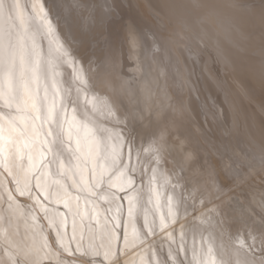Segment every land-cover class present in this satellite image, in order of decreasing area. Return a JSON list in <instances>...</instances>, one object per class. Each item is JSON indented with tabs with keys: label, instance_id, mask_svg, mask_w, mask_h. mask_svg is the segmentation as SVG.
<instances>
[{
	"label": "rangeland",
	"instance_id": "obj_1",
	"mask_svg": "<svg viewBox=\"0 0 264 264\" xmlns=\"http://www.w3.org/2000/svg\"><path fill=\"white\" fill-rule=\"evenodd\" d=\"M112 2L113 0H107V3L105 0H82L77 15H82L83 18L71 31L63 21L57 25L53 20L55 27L52 34L42 31L36 38L38 48L46 50L41 51L42 58L55 63L58 46L62 44L68 48L69 41L71 47L78 50L77 68L86 57L93 61L101 58L102 65L96 62L91 65L84 63V68H90L91 73L98 77V87L89 91V97L105 98L114 92L130 89L134 104L128 108H143L146 116L154 118L151 127L147 119L143 127L136 125L135 130L140 133L137 137L138 146L143 142L141 136L146 140L151 131L163 129L173 122L181 123L193 132L197 129L203 131L208 138L207 147H201L200 156L191 167L185 165L184 171L180 173L185 178L181 183L191 189L213 180L228 184L235 177V183L229 185L233 187L229 195L237 197L253 218H258L264 212V22L258 11L259 0H116L119 8L115 14L104 15L108 11L107 4ZM48 3L49 0H19L22 5L20 14L13 11L12 19L0 21V35L5 38L12 35L15 38L25 31H35L41 25V6L46 10ZM91 16H103L102 25L90 19ZM193 20L202 22L195 27L185 26L184 22ZM132 23L137 32L130 36L128 26ZM201 36L209 40L207 47ZM161 40L165 42L163 46L160 45ZM225 60L232 65V71L225 70ZM84 75L87 78V71ZM54 79L57 87L69 90L73 96L81 86L73 67L67 63L57 65ZM48 82L49 85L53 83L51 72ZM0 112L6 116L17 115L14 109L9 110L2 104ZM90 115L97 122L108 119L106 111ZM71 116L69 106V119ZM79 118L83 119L82 116ZM0 123L5 125L7 135L6 121ZM107 126L112 125L109 123ZM17 127L23 129L24 124L18 120ZM23 143L21 138L20 145H13L11 152L6 149L0 155V158L11 164L15 154L18 171L20 166L26 169L29 163V149L23 148ZM212 145H217L219 152ZM18 148L22 151H17ZM132 159L134 164L135 155ZM172 160V157L168 158L169 162L162 165V171L175 183V179L167 171L172 168ZM125 162H128L127 156ZM100 163L105 162L101 160ZM210 165L214 166V174L212 168L208 167ZM139 175L138 172V184ZM118 177L117 173L112 178L116 181ZM147 179L146 176L145 183ZM0 180L3 181V186L0 187V193L3 194L0 196V249L5 241L20 245H31L34 241L41 244L40 231L43 229V235L48 238L51 248L41 251V256L50 253L42 264H57L58 259L63 260L64 264H73L74 256H79L75 250L81 242V234L84 246L88 245L90 239L96 245L106 244L104 218L115 215V204L97 202L94 210V205L86 203L82 198L79 201V211L83 220L80 216L76 217L78 227L76 238L73 239L72 214L63 203H49L41 195L42 203L50 211H58L67 216L66 226L62 229L66 232L64 244L68 246L65 251L60 249L56 233L48 227V220L44 218L40 206L34 200L19 196L15 182L3 167H0ZM160 190L162 193L167 192L163 187ZM8 191L12 192L13 201H9ZM181 191L177 188L178 193ZM35 194L36 190L33 189V195ZM75 203L73 201L74 206ZM120 203L124 205L123 219L126 220L127 201ZM159 203L161 207L157 211V218L168 212L163 195ZM197 206L199 207V201ZM212 207L213 205H208L209 209ZM109 208L111 211H108ZM200 212H205L203 216L207 218L206 221L199 218ZM200 212L197 213L195 234L188 228L185 229L186 252L181 251L179 258L185 264L189 261L192 264H211L213 261L221 264L223 257V260L231 259L235 264L239 242L245 238L244 230L235 227L221 229L209 212L203 208ZM142 222L141 217L139 223ZM183 222L184 216L181 213L180 223L174 225L173 236L177 243ZM118 235L120 264H155L157 259H168L169 241L166 238L158 236L154 242L143 245L137 242L124 251L122 227ZM129 238H132L131 228ZM112 245L115 251L117 241L113 240ZM176 246L173 244V249ZM209 248L212 249L211 253ZM76 264H80V261L77 260Z\"/></svg>",
	"mask_w": 264,
	"mask_h": 264
},
{
	"label": "snow or ice",
	"instance_id": "obj_2",
	"mask_svg": "<svg viewBox=\"0 0 264 264\" xmlns=\"http://www.w3.org/2000/svg\"><path fill=\"white\" fill-rule=\"evenodd\" d=\"M81 3L82 0H49L46 10L41 6V25L35 31H25L15 38L12 35H8L7 38L0 35V104L9 110L14 109L17 113L6 116L0 112V121H6L7 124L5 135V125L0 123V155L6 149L11 152L13 145H20L21 138L24 140L23 148L29 149V163L26 169L20 166V170H17L15 154L11 164L0 158V167L12 177L16 184V192L21 197L34 200L35 204L40 206L44 218L48 220V227L56 233L60 249L65 251L68 250V246L64 244L66 232L62 229L66 226L67 216L58 211H50L48 206L42 203L41 195L43 200L49 203H63L72 214L73 239L76 238L78 227L76 217L80 216L83 220L79 211V201L82 198L86 203L93 204L94 210L97 202L116 205L115 215L104 218L106 244L96 245L90 239L88 245L84 246L81 234V242L75 250L79 256H74L73 264H76L77 260L80 264H120L118 233L121 227L124 251L137 242L140 245L154 242L159 236L169 241L168 259H157L155 264H185L184 260L179 258L181 251L186 252L185 229L188 228L195 234L197 212H200L201 208L212 215L221 229L235 227L244 230L245 238L239 242L235 264H264V212H261L258 218H253L237 197L229 195L233 191V187L229 185L235 183V177L228 184L213 180L211 183L193 186L191 189L181 183L185 178L180 173L184 171L185 165L191 167L200 156L201 147H207L208 138L203 131L197 129L193 132L181 123L173 122L163 129L151 131L146 140L141 136L143 142L138 146L137 137L140 133L136 132V125L143 127L147 119L151 127L154 118L146 116L143 108L138 110L128 108L134 104L131 90L114 92L105 98L89 97V91L98 87V77L91 73L90 68L86 70L84 63L91 65L96 62L102 65L101 58L93 61L86 57L77 68L78 50L71 47L70 41L68 48L62 44L58 46L55 63L42 58L36 42L37 36L42 31L52 34L55 27L53 20L57 25L63 21L71 31L83 18L82 15H77ZM107 8L108 11L104 15H114L119 5L113 0L112 4H107ZM20 10L19 0L12 2L0 0V20L12 19L11 13L16 11L20 14ZM258 11L261 21L264 22V0H259ZM90 19L99 25L103 23V16H91ZM201 22L193 20L184 23L187 27H195ZM136 32L135 24H129V35H135ZM201 39L207 47L209 40L204 36H201ZM164 43L161 40L162 46ZM59 63L70 64L76 73V79L81 86L76 89L74 96L69 90L56 86L54 77ZM225 70H233L227 60ZM86 71L87 78L84 75ZM50 72L53 75L51 85L48 82ZM69 106L72 112L71 119L68 117ZM97 111H106L108 119L97 122L90 115ZM80 116L83 119H80ZM18 120L24 124L23 129L17 127ZM109 123L111 127L107 126ZM212 148L219 152L217 145H212ZM17 151L22 149L18 148ZM133 155L136 160L134 164ZM169 157L173 158L172 168L167 171L171 173L175 183H172V179L165 176L162 171V165L169 162ZM101 160L105 163L101 164ZM209 167L214 174V166ZM117 173L118 180L114 181L112 177ZM146 176L147 183L144 182ZM2 186L3 181L0 180V187ZM162 187L167 189L166 193L161 192ZM177 188L182 191L178 193ZM33 189L36 190L35 196ZM2 195L0 193V196ZM7 195L9 201L14 200L11 191H8ZM162 195L165 197L168 212L167 215L160 214L157 218ZM123 200L127 201L126 220L123 219L124 205L120 203ZM73 201L76 202L75 206ZM209 204L213 205L211 209L208 208ZM108 211H111V208ZM181 213L184 222L181 223V235L177 243L173 236L174 225L180 223ZM204 214L205 212H200L201 216ZM141 217L143 222L139 223ZM129 228L132 230L131 239ZM40 235L41 244L34 241L31 245H20L6 241L0 249V264H42L50 253L41 256V251L50 249L51 245L48 244V238L43 235V229ZM113 240L117 241L115 251ZM173 244L177 245L175 249L172 247ZM208 251L211 253L212 249L209 248ZM57 264L64 262L58 259ZM188 264L192 262L189 261ZM211 264H215V261ZM221 264H233V261L231 259L225 261L222 257Z\"/></svg>",
	"mask_w": 264,
	"mask_h": 264
},
{
	"label": "bare ground",
	"instance_id": "obj_3",
	"mask_svg": "<svg viewBox=\"0 0 264 264\" xmlns=\"http://www.w3.org/2000/svg\"><path fill=\"white\" fill-rule=\"evenodd\" d=\"M25 2H27V1H25ZM24 4V3H23ZM169 4V3H168ZM26 5V4H25ZM201 5H202V3H201ZM22 6V5H21ZM163 7V6H162ZM17 14V13H16ZM15 14V15H16ZM17 19V18H16ZM0 21H2V20H0ZM3 32V31H2ZM1 34V33H0ZM167 39V38H166ZM161 45V44H160ZM162 46V45H161ZM162 48V47H161ZM48 50V49H47ZM41 51H46V50H42L41 49ZM49 51V50H48ZM50 52V51H49ZM161 53V52H160ZM161 55V54H160ZM115 56V55H114ZM170 57V56H169ZM169 60V59H168ZM171 61V60H170ZM89 68V67H88ZM144 68V67H143ZM178 69V68H177ZM169 70V69H168ZM166 73V72H165ZM165 75V74H164ZM175 75V74H174ZM151 77V76H150ZM159 78V77H158ZM162 81V80H161ZM167 81V80H166ZM106 82V81H105ZM105 82H103V83H105ZM147 82V81H146ZM168 82V81H167ZM115 84H117V83H115ZM125 84V83H124ZM169 84V83H168ZM123 85V84H122ZM169 86V85H168ZM111 89V88H110ZM152 89V88H151ZM161 89V88H160ZM147 90V89H146ZM98 91V90H97ZM99 92H100V90H99ZM114 92V91H113ZM104 96V95H103ZM178 104V103H177ZM139 106V105H138ZM177 108H178V106H177ZM166 109V108H165ZM179 109V108H178ZM188 110V109H187ZM176 112V111H175ZM178 112H179V110H178ZM171 113V112H170ZM176 115V114H175ZM183 117H184V115H183ZM170 118V117H169ZM172 118V117H171ZM193 118V117H192ZM103 119V118H102ZM180 120V119H179ZM185 121V120H184ZM186 122V121H185ZM210 155V154H209ZM133 160V159H132ZM198 163V162H197ZM213 163V162H212ZM172 167V166H171ZM209 167V166H208ZM170 168V167H169ZM208 169V168H207ZM206 171V170H205ZM183 176V175H182ZM204 178V177H203ZM202 179V178H201ZM215 179V178H214ZM212 180V179H211ZM218 180V179H217ZM165 191V190H164ZM251 206V205H250ZM264 209V208H263ZM198 213V212H197ZM257 215V214H256ZM199 218L202 220V221H206V217L205 216H201V215H199ZM203 223V222H202ZM207 225V224H206ZM200 226V225H199ZM4 228V227H3ZM199 229V228H198ZM1 232V231H0ZM205 234V233H204ZM215 234V233H214ZM9 236V235H8ZM176 236V235H175ZM235 236V235H234ZM2 237V236H1ZM6 237V236H5ZM4 238V237H3ZM3 238H1L2 239V241H5V239L3 240ZM177 238V237H176ZM209 238V237H208ZM12 239V238H11ZM13 240V239H12ZM224 240V239H223ZM167 241V240H166ZM230 241V240H229ZM236 241V240H235ZM6 242V241H5ZM202 242V241H201ZM210 242V241H209ZM202 244H204V242L202 243ZM238 244V243H237ZM239 246V245H238ZM200 248V247H199ZM201 248H204V246L203 247H201ZM210 255V254H209ZM199 257V256H198ZM210 257H211V255H210Z\"/></svg>",
	"mask_w": 264,
	"mask_h": 264
}]
</instances>
